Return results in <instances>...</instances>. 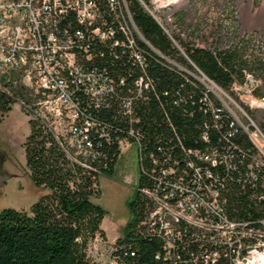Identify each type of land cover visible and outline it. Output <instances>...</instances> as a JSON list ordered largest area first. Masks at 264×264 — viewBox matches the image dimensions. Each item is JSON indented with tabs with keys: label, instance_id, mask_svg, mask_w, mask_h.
<instances>
[{
	"label": "trees",
	"instance_id": "16d2710c",
	"mask_svg": "<svg viewBox=\"0 0 264 264\" xmlns=\"http://www.w3.org/2000/svg\"><path fill=\"white\" fill-rule=\"evenodd\" d=\"M127 1L142 40H135L134 51L127 46L110 50L107 45L92 44L96 56L86 66L112 78L113 91L100 106L85 96L78 98L84 118L95 125L88 132L95 156L93 160L77 157L86 166L75 162L49 132L34 120L29 122L30 135L23 144L25 167L30 182L44 194L29 212L0 211V264H91L89 238L105 237L100 228L104 212L92 198L99 195V177L114 172L120 159L119 142L139 144L140 174L128 204L132 220L115 246L118 260L122 264H184L197 251L186 236L177 250L178 259L163 263V242L145 225L153 204L143 191L155 192L158 183L171 180L162 176L169 167L176 169L174 178L191 177L186 161L201 164V154L193 158L188 151L220 150L226 144L222 135L231 123L218 101L178 67L197 68L232 96L233 85L244 81V71L264 80V59L252 55L244 59L245 46L204 49L178 36L169 37L137 0ZM17 90L12 89L11 97L0 93L1 114L11 111L15 95H20ZM259 125L264 129V116ZM239 137L230 141L250 148L247 139ZM69 153L73 155L71 149ZM227 189L230 217L247 218L246 212L253 211L247 194L230 183ZM255 215L253 211L251 218Z\"/></svg>",
	"mask_w": 264,
	"mask_h": 264
},
{
	"label": "built area",
	"instance_id": "2783aa9c",
	"mask_svg": "<svg viewBox=\"0 0 264 264\" xmlns=\"http://www.w3.org/2000/svg\"><path fill=\"white\" fill-rule=\"evenodd\" d=\"M137 1L152 18L145 2ZM136 39L142 40L127 0H0V93L11 97L8 89L20 88L25 95L13 106L29 120L40 117L38 125L69 158L86 166L77 157L93 160L88 132L95 125L84 118L78 98L100 106L114 86L112 78L87 68L96 56L92 44L134 51ZM178 69L218 101L231 123L220 150L188 151L193 158L201 154V164L186 161L191 177L174 178L176 169L169 167L162 176L171 180L158 183L155 192L143 191L153 204L145 225L163 242V263L178 259L188 237L197 251L184 264H264V129L252 116L264 112V80L244 71L243 83L233 85L231 96L197 68ZM206 102L213 110L211 100ZM238 135L250 148L230 141ZM129 148L135 149L140 174L137 142H119L120 157ZM228 183L247 194L256 217L251 218V210L245 219L230 217ZM117 240L122 236L107 244L105 254L89 252L91 264H122L115 255Z\"/></svg>",
	"mask_w": 264,
	"mask_h": 264
},
{
	"label": "rangeland",
	"instance_id": "374dc122",
	"mask_svg": "<svg viewBox=\"0 0 264 264\" xmlns=\"http://www.w3.org/2000/svg\"><path fill=\"white\" fill-rule=\"evenodd\" d=\"M151 12L170 37L178 36L204 49H225L232 42L248 44L252 56L264 59V0H175L169 9L152 8ZM15 89L20 94L16 98L25 95L20 88ZM8 91L12 94V89ZM252 115L259 123L264 112L253 111ZM31 120L33 117L29 120L17 106L6 114L0 113V211L29 212L44 194L30 182L25 167L23 144L30 135ZM138 179L134 148L121 154L111 176L99 177V195L92 202L104 212L100 228L105 237L96 235L97 242L96 236L89 238L87 249L92 256L97 252L105 254L107 244L117 237L123 238L132 220L128 204L134 197Z\"/></svg>",
	"mask_w": 264,
	"mask_h": 264
},
{
	"label": "bare ground",
	"instance_id": "6f19581e",
	"mask_svg": "<svg viewBox=\"0 0 264 264\" xmlns=\"http://www.w3.org/2000/svg\"><path fill=\"white\" fill-rule=\"evenodd\" d=\"M143 2H145V4L147 5L148 8H150L152 10V8L155 10V9H158V10H165V9H169V7H171L173 4H174V1L175 0H142ZM152 13V18L154 19V21L160 26V28H163L160 23L155 19V14L153 12ZM165 31V30H164ZM165 34L166 31H165ZM138 35H139V32H138ZM168 35V34H167ZM169 36V35H168ZM170 37V36H169ZM248 44H246L245 46V51H244V59H250L251 57V53L253 52L252 51V48L251 49H248ZM230 47H236L238 49H242L244 46L243 44L241 43H238V42H232L231 44H228V46L226 48H230ZM258 48V46H256V49ZM263 49V48H261ZM244 50V49H243ZM259 51V50H258ZM33 120L35 122H37L38 124H40V117H33Z\"/></svg>",
	"mask_w": 264,
	"mask_h": 264
}]
</instances>
